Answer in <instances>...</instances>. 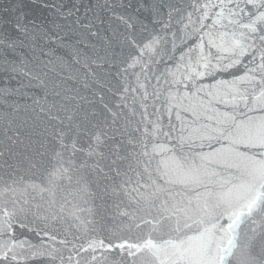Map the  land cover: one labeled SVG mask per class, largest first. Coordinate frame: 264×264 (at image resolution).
<instances>
[{
    "label": "snow or ice",
    "instance_id": "1",
    "mask_svg": "<svg viewBox=\"0 0 264 264\" xmlns=\"http://www.w3.org/2000/svg\"><path fill=\"white\" fill-rule=\"evenodd\" d=\"M0 264H264V0H0Z\"/></svg>",
    "mask_w": 264,
    "mask_h": 264
}]
</instances>
